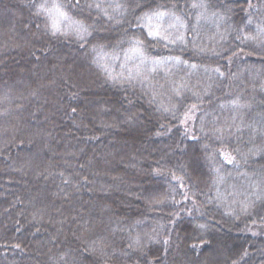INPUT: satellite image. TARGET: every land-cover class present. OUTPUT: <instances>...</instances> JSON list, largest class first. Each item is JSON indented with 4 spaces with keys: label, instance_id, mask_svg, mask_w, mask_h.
Masks as SVG:
<instances>
[{
    "label": "trees",
    "instance_id": "trees-1",
    "mask_svg": "<svg viewBox=\"0 0 264 264\" xmlns=\"http://www.w3.org/2000/svg\"><path fill=\"white\" fill-rule=\"evenodd\" d=\"M0 264H264V0H0Z\"/></svg>",
    "mask_w": 264,
    "mask_h": 264
},
{
    "label": "rangeland",
    "instance_id": "rangeland-1",
    "mask_svg": "<svg viewBox=\"0 0 264 264\" xmlns=\"http://www.w3.org/2000/svg\"><path fill=\"white\" fill-rule=\"evenodd\" d=\"M159 24V22H157L156 24H153V28L155 29V31H157L158 32V30H159V28H157V26H159L158 25ZM156 27V28H155ZM9 72H14V70L13 69H11V70H8ZM141 121L142 120H138V119H136V121H135V125H133V126H131V127H133V128H137V129H139L140 130V127H142V123H141ZM137 125H139V126H137ZM137 126V127H136ZM126 129H128V128H126ZM214 257H219V255L218 254H215V256ZM215 260H218V259H215Z\"/></svg>",
    "mask_w": 264,
    "mask_h": 264
},
{
    "label": "snow or ice",
    "instance_id": "snow-or-ice-1",
    "mask_svg": "<svg viewBox=\"0 0 264 264\" xmlns=\"http://www.w3.org/2000/svg\"><path fill=\"white\" fill-rule=\"evenodd\" d=\"M62 15V14H61Z\"/></svg>",
    "mask_w": 264,
    "mask_h": 264
}]
</instances>
